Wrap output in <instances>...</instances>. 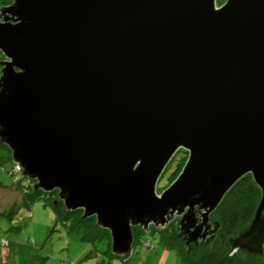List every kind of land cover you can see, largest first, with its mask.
<instances>
[{"label":"water","instance_id":"obj_1","mask_svg":"<svg viewBox=\"0 0 264 264\" xmlns=\"http://www.w3.org/2000/svg\"><path fill=\"white\" fill-rule=\"evenodd\" d=\"M0 54V145L112 257L172 222L186 254L210 243L245 176L260 201L228 255L264 257V0H10Z\"/></svg>","mask_w":264,"mask_h":264},{"label":"rangeland","instance_id":"obj_2","mask_svg":"<svg viewBox=\"0 0 264 264\" xmlns=\"http://www.w3.org/2000/svg\"><path fill=\"white\" fill-rule=\"evenodd\" d=\"M225 1L215 0V6H222ZM186 157V153L180 151L172 158L159 178L157 193L176 179ZM0 182L9 185L1 170ZM21 200L22 197L16 190L0 186V215L11 213L13 216V209L20 206ZM10 228H16L17 233L8 232ZM83 229L65 228L56 219L52 208L42 201H37L28 208L21 206L13 220L0 219V237L8 241L0 243V264H185L172 250L162 248L158 239L149 235L133 247L127 261L107 257L102 254L106 242L83 241Z\"/></svg>","mask_w":264,"mask_h":264},{"label":"trees","instance_id":"obj_3","mask_svg":"<svg viewBox=\"0 0 264 264\" xmlns=\"http://www.w3.org/2000/svg\"><path fill=\"white\" fill-rule=\"evenodd\" d=\"M10 0H0V7L8 5ZM3 57L0 54V61ZM0 170L4 173L9 185L0 182L3 188L13 189L22 197L20 206L13 209V213L6 214L7 217L1 216L2 220H13L17 214V209L21 206L29 207L37 201L44 202L54 211L56 219L62 222L65 228L70 230L83 229V241H105L106 247L102 254L107 257L110 255V237L105 231L95 226L93 219L81 220L80 212H73L66 215L61 203L56 201V193L44 194L40 191H33L32 182L24 180L17 170L16 166L11 162L10 152L4 145H0ZM260 201V192L253 184L249 176L241 178L225 195L217 210L212 214L211 219L219 223V230L214 239L208 244L199 245L192 249L189 254L183 249V242L177 236L176 222L170 223L163 229H150L148 235L155 237L159 241L162 248L172 250L178 259L185 264H264L263 258H255L253 256H241L239 253L229 256L228 239L234 238L237 233L246 228L254 215L256 207ZM17 233L16 228H10L8 232ZM132 235L134 239L133 247L144 241L146 236L139 229H133ZM89 239V240H88ZM8 241L0 237V243ZM95 241V242H96ZM149 245V244H148ZM9 244L7 245L8 248Z\"/></svg>","mask_w":264,"mask_h":264},{"label":"flooded vegetation","instance_id":"obj_4","mask_svg":"<svg viewBox=\"0 0 264 264\" xmlns=\"http://www.w3.org/2000/svg\"><path fill=\"white\" fill-rule=\"evenodd\" d=\"M225 2H226V1H225ZM140 242H142V240H141Z\"/></svg>","mask_w":264,"mask_h":264},{"label":"built area","instance_id":"obj_5","mask_svg":"<svg viewBox=\"0 0 264 264\" xmlns=\"http://www.w3.org/2000/svg\"><path fill=\"white\" fill-rule=\"evenodd\" d=\"M17 168V167H16Z\"/></svg>","mask_w":264,"mask_h":264}]
</instances>
